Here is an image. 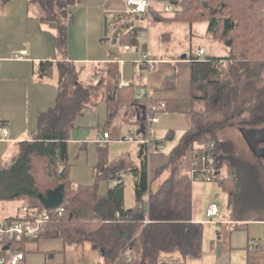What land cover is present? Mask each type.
<instances>
[{
  "label": "trees",
  "instance_id": "1",
  "mask_svg": "<svg viewBox=\"0 0 264 264\" xmlns=\"http://www.w3.org/2000/svg\"><path fill=\"white\" fill-rule=\"evenodd\" d=\"M9 1L0 0V9ZM80 1L26 0L39 21L56 26L57 49L62 56L55 64L58 94L55 104L39 113L32 137L19 141L8 160L0 164V201L18 200L41 211L45 208L38 195L61 187L64 214L48 232L61 237L66 246L91 241L106 264H160L164 254L176 252L183 259L200 256L202 224L191 221V184L204 180L205 172L226 191L232 219L264 220V202L253 217L245 216L250 211L242 201L246 180L240 177L241 171L231 167L228 155L219 156L223 142L218 136L225 127L252 128L264 122V0H170L173 10L169 16L163 17L162 10L154 13L167 22L189 27L205 23L207 33L223 43L227 53L223 57L202 56L189 48L190 127L170 155V162L189 157L188 174L172 172L150 192L144 155L141 166L131 170L135 203L128 208L124 206L123 182L100 194L98 180L74 186L69 179L68 141L76 118L99 100L107 102L112 111L125 103L140 111L145 101L143 96L136 98L133 84L107 85L102 78L86 84L79 81L74 62L64 52L68 9ZM52 67L50 60L41 61L36 72L50 76ZM173 83L174 76L166 78V86ZM224 162L229 172L222 177ZM194 163L195 171L190 173ZM93 214L96 219L90 218ZM30 241L35 240L25 239L16 248L24 249Z\"/></svg>",
  "mask_w": 264,
  "mask_h": 264
},
{
  "label": "crops",
  "instance_id": "2",
  "mask_svg": "<svg viewBox=\"0 0 264 264\" xmlns=\"http://www.w3.org/2000/svg\"><path fill=\"white\" fill-rule=\"evenodd\" d=\"M162 1L150 0L147 17H129L124 0H81L68 9L64 53L68 60L74 62L78 79L83 84L101 78L107 85L133 84L136 98L140 95L145 98L143 105L146 99L160 105L161 108L154 112L158 120L152 124L160 122L164 116L170 119L181 117L180 140L190 127L192 106L187 59L190 49L171 48L176 38L173 28L164 35L160 32L164 26H170V29L177 26L175 22H167L154 14L163 11ZM33 9L27 7L26 0H11L0 9V159L9 154L10 148L16 147L19 141L32 137L37 129L39 113L51 108L58 94L55 64L62 56L57 49V29L52 23L39 21ZM198 48L203 50L202 56L206 55L203 46L199 45ZM198 48L191 52L198 55ZM146 52L156 61L149 71L139 63ZM182 54H186L184 59L181 58ZM45 60L53 62L52 73L42 77L36 71L39 63ZM170 76H174L173 86H166L165 80ZM93 111L97 116L94 122L91 119L83 120ZM152 124L151 137L156 146L146 155L140 145L123 140L128 134H137L139 127L137 109L130 103L119 104L112 111L107 102L99 100L76 118L73 130L84 131L83 139L72 138V130L68 146L71 141L84 145L96 144L94 170H99L102 178L107 180L105 187L98 190L100 194H105L112 180L119 175H131L135 203V176L131 170L139 168L145 156L150 192H154L172 172L178 175L182 171L181 161L170 162L171 152L178 143L168 150L167 158L165 156L161 160L159 157L167 154L158 151L161 139L155 136ZM125 126L128 130L123 132ZM171 126L166 129L165 137L172 139L174 129ZM2 127L8 131L5 138H1ZM93 128L97 130L96 136L84 139L89 136L88 129ZM106 132L109 138L105 142H98ZM188 162L187 156L186 172L189 170ZM168 166L171 171L156 184L157 178ZM191 201L194 202L193 190ZM208 206L205 209L206 218L202 221L192 207V223L202 224L201 255L183 259L179 252L164 254L161 263L264 264V220L232 219L227 205L226 215L219 221H213L206 215ZM19 212L2 219L16 217L20 215ZM90 218L97 217L93 214ZM44 234L25 245V258L20 264H106L89 240L66 246L61 237L51 235L48 230Z\"/></svg>",
  "mask_w": 264,
  "mask_h": 264
},
{
  "label": "rangeland",
  "instance_id": "3",
  "mask_svg": "<svg viewBox=\"0 0 264 264\" xmlns=\"http://www.w3.org/2000/svg\"><path fill=\"white\" fill-rule=\"evenodd\" d=\"M171 13V12H170ZM170 13H166L170 15ZM166 15V16H167ZM177 26H164L160 30V32L164 35L169 30H172L176 34V38L174 40L171 48L173 49H187L192 48L193 50H197L198 46H203L206 54L211 55H226L227 50L226 46L212 38L211 34L206 31L205 23H198L193 27H189L187 24H175ZM200 48V47H199ZM198 48V49H199ZM200 50V49H199ZM203 51V50H202ZM153 69V68H152ZM151 69V70H152ZM97 99V98H96ZM95 99V101H96ZM87 119H83L87 121L91 119L94 122L95 111L87 114ZM179 116L172 117V119L164 116L162 120L158 123L152 124V131L156 137H160L161 141L158 145V151L167 154V155H159L161 160H164V157L168 156V150L178 143L179 136L182 133V130L179 128V123L182 118ZM170 122V123H168ZM172 125V129H174V135L171 139L170 137H165V133L167 132V128L169 125ZM264 126V122L259 124L256 127ZM241 128H247L244 126H231L225 127L218 132L219 138L223 142V146L219 149V156L225 158L228 155L229 163L234 170L241 171L240 177H244L246 180V185L243 188L242 192V201L243 205L250 207V211L245 214L246 217H253L260 208L261 204L264 202V162L262 158L257 157L253 154L247 140L241 132ZM128 129L125 126L123 128V132H126ZM81 129L73 130L72 138H82ZM97 130L88 129V134L84 139H90L96 136ZM84 143H76L71 141L68 146V158H69V179L74 186L77 185H89L95 183L98 180L99 189L105 187L106 179L102 178V176L97 179L99 175V170H94L96 161H97V152H96V144H85ZM156 146V142L154 144ZM260 146V145H259ZM223 148V149H222ZM10 153L4 156V158L0 159V163L6 162L12 152L15 151V147L10 148ZM221 157V158H222ZM220 158L219 161L222 159ZM233 158V160H232ZM172 159V158H171ZM170 159V160H171ZM178 161H181L180 166L182 171H179L178 175L185 176L188 174L186 172V160L181 157ZM226 161V159L224 160ZM185 165V166H184ZM228 164L224 162L220 167V175L225 177L228 175ZM189 168V167H188ZM180 169V168H179ZM171 170L169 166L165 169L162 174L157 178L156 184L161 180L165 179L168 173ZM236 171V172H238ZM191 191L193 190L194 194V202H192V207L195 209V214L197 218L202 221L205 217V209L210 203H215L218 207V214L213 217V221H219L222 216L226 215L227 211V193L222 187L219 185L216 179L211 180H194L192 182ZM124 205L126 207L133 205V185H132V177L131 175H127L124 177ZM103 190V189H102ZM21 206H23L22 201H0V220L3 217L8 215H13L16 212L21 213ZM257 207V208H256Z\"/></svg>",
  "mask_w": 264,
  "mask_h": 264
},
{
  "label": "built area",
  "instance_id": "4",
  "mask_svg": "<svg viewBox=\"0 0 264 264\" xmlns=\"http://www.w3.org/2000/svg\"><path fill=\"white\" fill-rule=\"evenodd\" d=\"M127 10L131 14L148 16L150 12V0H124ZM163 12L170 13L173 10V4L170 0H163ZM203 51L200 49L198 55H202ZM21 56H19L20 58ZM146 71L154 68L156 61L151 58L150 54L146 52L139 61ZM141 96V95H140ZM138 96V97H140ZM145 111V133L144 134H128L123 140L138 144L142 146L144 152L148 155L151 149L155 146V142L151 137L150 125L156 122L158 118L154 115L161 107L158 104L152 103L146 99L144 104ZM8 131L5 127L1 128V138H5ZM109 138V133L103 134L102 139L98 142H105ZM212 146V144H211ZM195 165L190 169V173L195 171ZM206 180H211L208 173H204ZM124 175H120L112 180L111 185L115 186L123 182ZM52 211L44 210L38 211L35 208H30L26 204L21 206V213L16 217H9L0 220V264H20L25 258V252L21 248H16V244L25 239L37 240L43 233L51 229L53 224L63 216L64 207L58 205ZM218 214V207L215 203L209 204L206 215L212 220Z\"/></svg>",
  "mask_w": 264,
  "mask_h": 264
},
{
  "label": "water",
  "instance_id": "5",
  "mask_svg": "<svg viewBox=\"0 0 264 264\" xmlns=\"http://www.w3.org/2000/svg\"><path fill=\"white\" fill-rule=\"evenodd\" d=\"M186 54H182L181 58H185ZM145 105H140V111H137V119L139 120V127L136 130L137 134L145 133ZM241 132L247 140L253 154L257 157L262 158L264 162V147H259V143H264V126L252 127V128H241ZM141 146V150H142ZM38 198L44 208H52L60 205L63 202V193L61 187L47 191L46 195L39 194Z\"/></svg>",
  "mask_w": 264,
  "mask_h": 264
},
{
  "label": "flooded vegetation",
  "instance_id": "6",
  "mask_svg": "<svg viewBox=\"0 0 264 264\" xmlns=\"http://www.w3.org/2000/svg\"><path fill=\"white\" fill-rule=\"evenodd\" d=\"M258 145H260L259 147L261 148V147H264V143H259Z\"/></svg>",
  "mask_w": 264,
  "mask_h": 264
}]
</instances>
